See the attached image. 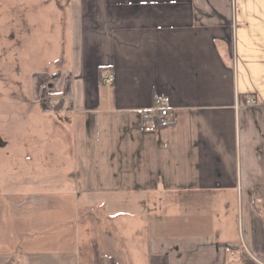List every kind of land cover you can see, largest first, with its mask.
Here are the masks:
<instances>
[{
    "label": "crops",
    "instance_id": "crops-1",
    "mask_svg": "<svg viewBox=\"0 0 264 264\" xmlns=\"http://www.w3.org/2000/svg\"><path fill=\"white\" fill-rule=\"evenodd\" d=\"M48 4L58 52L0 132V264H264V0Z\"/></svg>",
    "mask_w": 264,
    "mask_h": 264
},
{
    "label": "rangeland",
    "instance_id": "rangeland-1",
    "mask_svg": "<svg viewBox=\"0 0 264 264\" xmlns=\"http://www.w3.org/2000/svg\"><path fill=\"white\" fill-rule=\"evenodd\" d=\"M46 1L0 0V132L7 129V124L16 115L20 116L25 112L26 106H22V101L27 100L22 99L24 97L30 99L32 96L31 76L35 72L49 68L52 57L58 52L54 45L59 42L53 40L57 33H48L44 30L47 28L45 23H52L55 19L51 5L45 7ZM22 20L34 22L38 29L44 26L43 30L37 35L36 32L34 34L27 32L25 35L23 33L26 25L22 24ZM44 86L46 87L45 84ZM54 97L56 96H51ZM165 211L164 196L160 195L153 210L159 215L155 220L158 230L163 231L162 217ZM135 257L136 264L144 263L141 255ZM98 260V264H111L100 258Z\"/></svg>",
    "mask_w": 264,
    "mask_h": 264
},
{
    "label": "built area",
    "instance_id": "built-area-1",
    "mask_svg": "<svg viewBox=\"0 0 264 264\" xmlns=\"http://www.w3.org/2000/svg\"><path fill=\"white\" fill-rule=\"evenodd\" d=\"M105 82L113 81V73L111 70H107L104 76ZM58 99L56 97L50 99V104L55 105ZM160 98H156L155 104L148 108L140 111V118L142 124L146 128H154L157 124H162L168 121L167 107L159 105ZM256 101L253 98H248L246 104H254Z\"/></svg>",
    "mask_w": 264,
    "mask_h": 264
},
{
    "label": "trees",
    "instance_id": "trees-1",
    "mask_svg": "<svg viewBox=\"0 0 264 264\" xmlns=\"http://www.w3.org/2000/svg\"><path fill=\"white\" fill-rule=\"evenodd\" d=\"M56 74H53V76H56ZM51 96H56V94L48 92L46 87L44 86V83H42L38 88V102L43 109H49L50 107L55 108L58 107L59 103L52 105L50 104V98ZM55 106V107H54Z\"/></svg>",
    "mask_w": 264,
    "mask_h": 264
}]
</instances>
